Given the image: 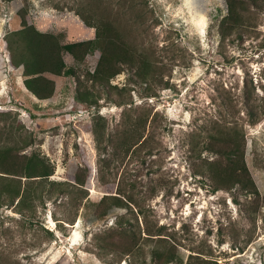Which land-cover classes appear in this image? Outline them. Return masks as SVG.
I'll use <instances>...</instances> for the list:
<instances>
[{
	"label": "rangeland",
	"instance_id": "1",
	"mask_svg": "<svg viewBox=\"0 0 264 264\" xmlns=\"http://www.w3.org/2000/svg\"><path fill=\"white\" fill-rule=\"evenodd\" d=\"M77 2L0 0V111L17 114L26 131L42 140L26 152L37 149L53 163L51 180L71 181L81 168L88 169V197L75 223L65 224L66 233L58 230L53 217L55 209L64 217V207L48 202L46 213L40 209L43 228L55 234L52 242L45 239L34 247L46 232L23 226L13 207H0V264H143L150 248L144 241L145 254L138 258L110 254L93 241L96 232L111 228L127 210L114 207L107 219L98 220L94 203L107 195L126 194L135 196L138 203L131 206L136 213L141 207L151 225L167 226L183 261L193 254L218 264H264V117L253 125L245 107L250 92L264 104V12L255 11L242 40L222 44L219 24L228 13L226 0L204 1L202 14L189 0H148L146 29L136 26L129 33L164 64L171 87L151 98L134 91V102L123 106L101 100L97 111L74 103L75 82L67 76H52L56 81L52 98L32 95L22 70L11 65L4 39L8 32L21 29L18 12L23 7L28 22L40 31L64 32L66 42L94 38L96 30L77 14ZM99 58L97 50L85 67L94 70ZM65 60L74 63L70 54ZM128 76L119 74L113 84L127 86ZM140 113L148 121L138 127L132 142L139 143L126 155L123 133ZM221 130L238 131L246 138L247 164L260 192L255 199L243 195L235 199V191L213 192L211 179L193 169L190 156H197L201 141ZM110 137L116 141L112 145ZM104 140L107 152L100 147ZM203 157L216 158L207 153ZM137 220L139 231L145 230L144 216Z\"/></svg>",
	"mask_w": 264,
	"mask_h": 264
},
{
	"label": "trees",
	"instance_id": "2",
	"mask_svg": "<svg viewBox=\"0 0 264 264\" xmlns=\"http://www.w3.org/2000/svg\"><path fill=\"white\" fill-rule=\"evenodd\" d=\"M226 3L228 13L220 21L219 35L222 44H234L239 38L243 39L255 11L264 12V0H226ZM76 5V12L85 25L95 28L94 38L66 42L64 32L40 31L36 25L28 22L24 7L18 12L22 19L21 29L5 35L11 65L22 70L24 85L32 95L40 100L52 98L56 93V81L52 76H67L75 82L74 103L84 109L99 111L101 100L123 106L134 102V91L141 92L143 98H151L158 95V90L171 87L165 76L167 69L164 64L148 52L144 42H139L129 33L136 26L146 29L149 19L145 15L151 13L148 0H79ZM97 50L100 51V58L95 69L91 70L85 64L88 56ZM66 54L72 56L73 65L66 64ZM123 72L129 74L128 87L113 84V80ZM245 99L247 114L252 124L256 125L264 117V104L258 102L251 92L246 94ZM17 116L13 112L0 111V207H13L21 215L25 223L23 226L32 230L42 228L46 236L42 242L34 245L40 247L45 239L49 242L56 239L54 232L43 228L40 209L46 213L48 202L64 207V217L59 216L56 209L53 217L58 223V230L66 233L65 224L75 223L88 197L85 189L88 169L81 168L71 181L51 180L55 173L53 163L37 149L26 152L41 144L42 140L33 132L26 131ZM147 121L148 117L140 113L138 119H134L129 129L124 131L121 147L126 155L139 143L132 141L139 132L138 127ZM107 141L110 145L116 142L112 137ZM201 144L197 156H190L191 164L197 175L211 179L213 192L235 191V199L237 195L251 198L260 195L247 164L245 136L238 131L231 133L221 130L217 134L211 133ZM100 147L102 152H107L105 140ZM115 149L119 150V146L116 145ZM204 153L216 158L210 160L203 157ZM126 195V198L107 195L99 203H94L98 220L107 219L114 207L127 209L117 217L115 225L102 233H95L93 241L98 249L138 258L139 254H145L141 242L144 241L150 244V248L143 264H218L193 254L186 262L183 261L182 253L171 234H168L167 226L151 225L141 207L138 206L136 213L131 206L138 203L135 196ZM139 215L145 218L146 227L142 231L137 225ZM142 232L146 233L145 237Z\"/></svg>",
	"mask_w": 264,
	"mask_h": 264
},
{
	"label": "bare ground",
	"instance_id": "3",
	"mask_svg": "<svg viewBox=\"0 0 264 264\" xmlns=\"http://www.w3.org/2000/svg\"><path fill=\"white\" fill-rule=\"evenodd\" d=\"M204 1L206 0H189L190 6L194 9L197 14H202L204 10ZM209 1V0H208ZM188 2V3H189ZM192 9V10H193ZM204 16V15H203ZM204 19V18H203Z\"/></svg>",
	"mask_w": 264,
	"mask_h": 264
}]
</instances>
